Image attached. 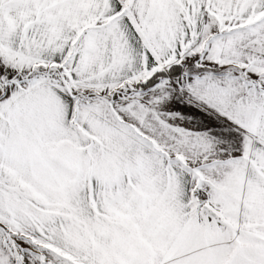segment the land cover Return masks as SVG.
I'll return each instance as SVG.
<instances>
[{"label":"snow or ice","instance_id":"1","mask_svg":"<svg viewBox=\"0 0 264 264\" xmlns=\"http://www.w3.org/2000/svg\"><path fill=\"white\" fill-rule=\"evenodd\" d=\"M0 264H264V0H0Z\"/></svg>","mask_w":264,"mask_h":264}]
</instances>
